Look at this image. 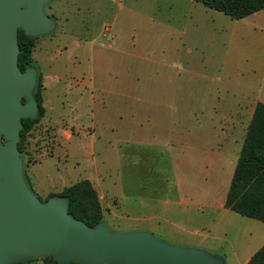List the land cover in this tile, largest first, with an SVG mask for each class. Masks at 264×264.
Masks as SVG:
<instances>
[{"label":"rangeland","instance_id":"obj_1","mask_svg":"<svg viewBox=\"0 0 264 264\" xmlns=\"http://www.w3.org/2000/svg\"><path fill=\"white\" fill-rule=\"evenodd\" d=\"M44 12L56 27L34 38L33 66L39 74L62 80L51 89L42 82L44 115L24 140L23 174L35 196L44 201L49 194L88 180L109 231L146 232L170 245L222 257L225 264H230V248L243 259L241 245L257 247L263 231L253 227L264 225L206 205L202 197L213 193L212 177L206 176L193 152H182L178 141L183 130L179 92L195 83L184 76V69L206 67L202 85L240 83L225 78L224 70L227 48L233 46L231 27L237 21L190 0H51ZM255 15L247 22L263 27L264 10ZM163 28L176 30L182 43L170 52L172 71H181L169 81L170 104L164 112L168 124L160 130L162 135L149 125L153 133L147 142L121 138L107 126L114 125L108 95L99 115L91 112L89 94L81 87L86 58L92 45L109 54L123 51L119 41L131 46L139 30L145 41L160 42ZM211 225H216L214 230Z\"/></svg>","mask_w":264,"mask_h":264},{"label":"crops","instance_id":"obj_2","mask_svg":"<svg viewBox=\"0 0 264 264\" xmlns=\"http://www.w3.org/2000/svg\"><path fill=\"white\" fill-rule=\"evenodd\" d=\"M255 14L235 20L237 23L231 27L233 46L227 48L225 78L240 80L239 84L231 81L222 88L213 87L212 82L209 86L202 85V80L207 77L206 67L202 70L199 66H190L188 70H183L184 76L195 83L193 88L179 92L178 111L181 114L178 119L183 124V130L181 129L178 141L182 152H193L194 158L201 160L199 165L206 176L212 177L214 191L202 197L207 201L206 205L229 210L254 221L252 223L264 225V222L242 216L225 205L255 106L257 103L264 105V26L256 27L253 22H247ZM174 31L171 32L169 28L161 29L159 32L164 39L159 42L158 39L145 41V36L139 30L136 42L129 46L121 39L119 46L123 51L110 54L105 53V49L92 45V53L86 58L88 66L82 76L81 87L89 94L91 112L95 110L97 115L104 107L105 96H109L110 104H113V115L109 119L113 120L114 125L107 126L113 128L114 135L129 137L136 142H147V135L153 133L152 128H157V134L162 135L160 130L168 122L164 112L169 110L170 104L169 81L178 77V72L181 71L176 69L173 72L174 64L170 61V52H176V43L180 42L181 36ZM112 43L111 40L109 49L112 48ZM40 74L44 87L49 85L50 89L62 80L59 76L49 78L46 73ZM191 119L194 120L193 135L188 130ZM101 133L104 134L105 129ZM159 135L156 138H162ZM215 227L216 225H211L212 230ZM253 228L263 231L259 245L254 248L248 244L241 245V260L235 250L230 248V264H247L263 246L264 226ZM18 264L44 263L37 259Z\"/></svg>","mask_w":264,"mask_h":264},{"label":"water","instance_id":"obj_3","mask_svg":"<svg viewBox=\"0 0 264 264\" xmlns=\"http://www.w3.org/2000/svg\"><path fill=\"white\" fill-rule=\"evenodd\" d=\"M51 0H0V264L51 257L57 264H225L204 250L170 245L146 232L113 233L68 214L63 197L40 201L26 182L17 149L22 119H34L37 70L20 71L17 33L48 35Z\"/></svg>","mask_w":264,"mask_h":264},{"label":"trees","instance_id":"obj_4","mask_svg":"<svg viewBox=\"0 0 264 264\" xmlns=\"http://www.w3.org/2000/svg\"><path fill=\"white\" fill-rule=\"evenodd\" d=\"M206 8L218 11L231 19H244L264 10V0H193ZM19 52L17 64L20 71L33 66L32 51L34 39L26 37L19 29L17 33ZM42 76L38 74L34 98L38 104V114L34 119H22L17 149L21 159L24 153V140L32 126L44 115L42 107ZM30 186V185H29ZM31 188V186H30ZM32 189V188H31ZM63 197L68 202V214L88 227H94L102 221L103 215L97 193L90 181L81 180L63 188L59 194L51 197ZM230 210L248 218L264 222V105L257 103L248 127L243 147L239 156L235 174L225 203ZM37 260V259H29ZM41 260L44 264H57L51 257ZM20 262L12 263L18 264ZM78 264V263H68ZM247 264H264V244L250 258Z\"/></svg>","mask_w":264,"mask_h":264}]
</instances>
